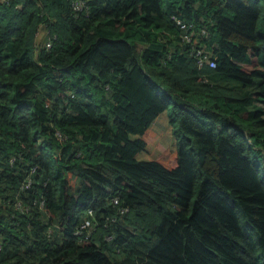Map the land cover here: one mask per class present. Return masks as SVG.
Segmentation results:
<instances>
[{"label": "trees", "instance_id": "16d2710c", "mask_svg": "<svg viewBox=\"0 0 264 264\" xmlns=\"http://www.w3.org/2000/svg\"><path fill=\"white\" fill-rule=\"evenodd\" d=\"M0 264H264V0H0Z\"/></svg>", "mask_w": 264, "mask_h": 264}, {"label": "rangeland", "instance_id": "374dc122", "mask_svg": "<svg viewBox=\"0 0 264 264\" xmlns=\"http://www.w3.org/2000/svg\"><path fill=\"white\" fill-rule=\"evenodd\" d=\"M153 132V138L147 144L140 157L143 159H155L161 151L160 148L174 151L176 147V140L172 134L171 127L169 125L168 117L163 112L151 125Z\"/></svg>", "mask_w": 264, "mask_h": 264}, {"label": "built area", "instance_id": "2783aa9c", "mask_svg": "<svg viewBox=\"0 0 264 264\" xmlns=\"http://www.w3.org/2000/svg\"><path fill=\"white\" fill-rule=\"evenodd\" d=\"M46 46H47V47H50V43L48 42V43L46 44ZM198 54H200V52H199ZM198 63H199V65L201 64V62H198Z\"/></svg>", "mask_w": 264, "mask_h": 264}, {"label": "crops", "instance_id": "0c3cea01", "mask_svg": "<svg viewBox=\"0 0 264 264\" xmlns=\"http://www.w3.org/2000/svg\"><path fill=\"white\" fill-rule=\"evenodd\" d=\"M165 114H166V112H165ZM167 115V114H166Z\"/></svg>", "mask_w": 264, "mask_h": 264}]
</instances>
